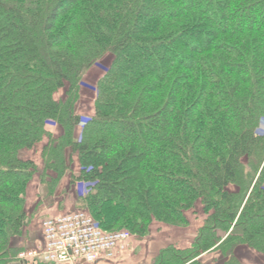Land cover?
<instances>
[{"label":"trees","instance_id":"obj_1","mask_svg":"<svg viewBox=\"0 0 264 264\" xmlns=\"http://www.w3.org/2000/svg\"><path fill=\"white\" fill-rule=\"evenodd\" d=\"M108 58L82 117V83ZM263 120L264 0H0V264L29 250L16 240L38 173L49 195L71 173L104 231L139 239L189 226L201 203L192 245L153 264L264 255ZM40 145L41 172L22 155Z\"/></svg>","mask_w":264,"mask_h":264},{"label":"crops","instance_id":"obj_2","mask_svg":"<svg viewBox=\"0 0 264 264\" xmlns=\"http://www.w3.org/2000/svg\"><path fill=\"white\" fill-rule=\"evenodd\" d=\"M107 71L108 69L104 70L105 73ZM78 113L85 118L94 117L96 114L95 101L82 96ZM46 130L53 135H58L61 132L59 125L53 120L47 121ZM82 130L83 126L78 127L76 132L77 137L81 135ZM42 149L43 146L40 145L32 151L22 153L25 159H31L36 162L39 172L43 169ZM79 171L80 164L78 158L75 157L73 173L77 175ZM71 175V173H68L62 179L53 195H49L48 192L46 194L43 192L40 173L31 181L27 190V210L31 216V224L26 229L25 235L16 240L19 245L24 246L26 249L28 247H31V249L40 247L44 243L42 222L50 217L66 215V212H71L78 206V192L77 188L71 185ZM63 202L64 204L62 205ZM160 225L168 228H176L161 223H154L150 230L151 236L153 235V231L155 229L158 230V226ZM167 234L165 232L162 235L150 237L152 239L131 238L119 247L115 261H100L97 264H128V260H130L131 264H151L153 259L161 252V249L165 247L162 243L165 241L169 245L172 243ZM158 246H161V248H158ZM75 264L85 263L77 262Z\"/></svg>","mask_w":264,"mask_h":264},{"label":"built area","instance_id":"obj_3","mask_svg":"<svg viewBox=\"0 0 264 264\" xmlns=\"http://www.w3.org/2000/svg\"><path fill=\"white\" fill-rule=\"evenodd\" d=\"M44 243L23 251L20 264H97L116 258L119 247L132 235L127 231L106 232L86 211H75L42 222Z\"/></svg>","mask_w":264,"mask_h":264},{"label":"rangeland","instance_id":"obj_4","mask_svg":"<svg viewBox=\"0 0 264 264\" xmlns=\"http://www.w3.org/2000/svg\"><path fill=\"white\" fill-rule=\"evenodd\" d=\"M111 62V58L106 59L105 61H102L94 66V68L86 75L85 80L82 83L83 92L82 96H85V98L91 99L95 101V93H96V84L100 76L105 74L104 70L108 69L109 64ZM97 66V67H96ZM62 96V94H61ZM261 128L260 131L264 132V120L261 122ZM75 188H77L78 197L80 194H83L86 191V185L85 184H79L76 185ZM79 200V199H78ZM79 203V202H78ZM64 202L62 203V205ZM75 211H85L83 208L82 203L78 204L75 209L71 212ZM66 212V214L71 213ZM87 212V211H86ZM189 219H190V225L187 227H176V228H168L166 226L160 225L158 226V230L155 229L153 231V235L149 234L147 237L143 239H148L150 237H155L156 235H162L165 232L168 233L167 236L169 237V240L172 242L170 245L165 241L164 248L161 249L164 250L170 246H174L175 248H181L184 249L186 246L189 247L192 245L198 230L203 226L204 221L206 220L207 216L202 208L201 203L197 205V208L189 213ZM135 236H132L131 238H134ZM138 239V238H137ZM152 239V238H150ZM168 239V238H167ZM135 240V239H133ZM167 244V245H165ZM158 248H161V246ZM27 249H31V247H28ZM160 254V253H159ZM158 254V255H159ZM158 255L153 259L152 263H154L155 259L158 257ZM238 257L241 263L243 264H264V255H261L260 253H257L256 251L247 248V247H241L240 250H238ZM116 259L111 260L112 262ZM204 264H220L221 261L219 260V254L212 252L209 254H206L201 259ZM110 262V261H109ZM130 263V260L127 262Z\"/></svg>","mask_w":264,"mask_h":264}]
</instances>
